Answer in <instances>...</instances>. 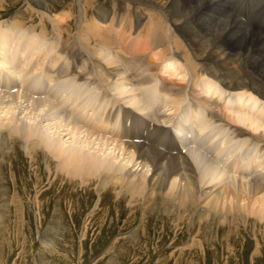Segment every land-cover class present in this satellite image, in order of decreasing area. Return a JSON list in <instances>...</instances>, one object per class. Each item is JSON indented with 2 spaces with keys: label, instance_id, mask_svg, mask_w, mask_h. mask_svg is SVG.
I'll return each mask as SVG.
<instances>
[{
  "label": "bare ground",
  "instance_id": "6f19581e",
  "mask_svg": "<svg viewBox=\"0 0 264 264\" xmlns=\"http://www.w3.org/2000/svg\"><path fill=\"white\" fill-rule=\"evenodd\" d=\"M6 1L0 0V11ZM76 1L69 10L57 13L54 31L45 17L59 10L51 0H27V8L8 21H1L4 13H0V25L5 28L0 30V85L12 89L14 81H21L17 92L0 89V164L21 149L33 164H45L50 179L55 174L56 181L70 177L94 186L100 198L103 191L105 195L116 192L117 201L125 199L133 213H141L142 226L151 214L174 218L176 228L183 226L186 216L191 226L203 222L212 228L230 219L237 226L239 219L249 223L252 215L264 225V109L255 114V106L248 105L251 97L264 100V35L249 29L235 11H228L225 0ZM255 2L259 8L264 0ZM141 7L149 8V17L142 22L144 34L137 37L138 48L129 50L121 44V33L97 32L113 27L116 17L124 28L131 29L134 22L140 26L146 17ZM113 12V22L104 23ZM37 18L42 27L34 25ZM29 22L33 24L27 27ZM39 28L43 33L38 40L33 34ZM51 34L48 40L59 48L57 53L51 55L49 48L38 52L36 48L46 44V35ZM34 49L39 54L33 66ZM60 52L68 57V65L57 66ZM160 53L166 70L174 60L180 61L192 79L206 75L251 97L247 102L238 100L237 112L230 114L220 100L201 97L187 85L162 77L161 91L172 97V109L177 110L186 97L192 107L188 99L185 113L178 117H169L163 108L147 112L157 92L149 85L162 63L158 65L152 57ZM141 65H147L152 77L145 69L140 72ZM211 87L205 85V92L210 93ZM88 88L113 98H101L97 104L89 95L80 101ZM218 96L224 98L222 93ZM119 101L123 104L118 113L98 112L101 104L110 107ZM119 113L123 114L121 130ZM236 123L263 131L257 135ZM171 124L173 132L168 129ZM208 197L221 212L203 206ZM197 240L194 236L191 245L179 249L181 260L201 246Z\"/></svg>",
  "mask_w": 264,
  "mask_h": 264
},
{
  "label": "rangeland",
  "instance_id": "374dc122",
  "mask_svg": "<svg viewBox=\"0 0 264 264\" xmlns=\"http://www.w3.org/2000/svg\"><path fill=\"white\" fill-rule=\"evenodd\" d=\"M104 1L108 0H98L97 3ZM51 2L59 7L58 12H52L50 17L45 16L49 22V29L52 31L53 22L57 23L55 18L58 14L69 10L70 4L77 3V1L51 0ZM227 2L229 5L233 4L232 6L234 7L233 11L229 9L228 11H235L236 17H239L238 19L243 24L248 25L249 29L256 30L264 35L263 17L261 15L258 19L255 17L262 5L264 9V3H261V6L257 8L259 4L255 0H248L247 4L250 5L252 3L254 8H245L244 3L246 0H227ZM27 6V0H7L3 11H0V13H4L3 16L0 15L3 17L1 21H8L18 11L25 10ZM240 6H243L242 9ZM34 9L37 10L36 7ZM142 10L146 17L141 20L140 26H136L134 22L131 29L124 28L122 27L124 23L120 25V20L117 17L115 18L116 21L113 22L111 19L114 17L115 9L108 20L104 22H113V27L97 32L100 34L121 33L123 36L118 39L121 44L127 46L129 50L130 48H138L140 45H136L137 37L141 38L139 35L144 34L145 25L143 23L147 22L149 17V8H142ZM241 10L246 12L250 19H254L253 29L251 25L247 24L238 15ZM259 13L263 14L264 12L260 11ZM28 14L26 13L25 16L30 20ZM36 15L38 17L39 13L37 12ZM233 17L237 19L235 16ZM99 23L102 25L101 22ZM32 24V22H29L26 26L30 27ZM36 24H40L38 18L34 25ZM39 26L42 27L41 25ZM1 29L2 31L5 29L3 25H0ZM40 29L33 34L36 35L34 36L35 39L38 37V40L41 39L43 31ZM108 30L110 31L108 32ZM46 36L48 37L46 40H48L51 39L52 34ZM48 42L46 41V44L36 48L38 52L49 48L52 50L51 55L57 53L59 48H53V42H50V40ZM36 49L33 50V66L36 64L35 61L38 60L39 53ZM142 53L140 52L139 54L145 55ZM48 57H50V53ZM152 59L159 65L163 61V54L160 53L158 56L152 57ZM48 60L49 58H47L46 63ZM68 62V57H66L64 52L58 53L57 66L65 63L68 65ZM164 63H161L160 69L157 71L156 81L152 79L150 82L149 87H153V90L157 92L154 100L150 101L147 112L154 110L153 102H155V105L157 103L161 106L157 109L162 110L163 108L164 111H167L169 117L183 115L187 109L184 104L190 103V107H192L191 100L186 97L179 105V108L173 110L170 100L172 97L161 91L162 77L173 80L177 84L187 85L188 90L191 89L197 92L201 97L220 100V104L228 105L230 111L227 109L229 111L227 112L230 114L237 112V106L241 104L238 103V100L247 102L249 97H251L250 93L245 91L224 88L206 75L192 79L180 61L174 60L172 62L171 68L174 67L175 71L172 69L173 74L170 75L168 70H171V68L166 70V64ZM46 66L48 65L45 64L44 67ZM146 66L141 65L140 72ZM131 68L137 69L136 66ZM146 71L145 69L144 72L152 77V72ZM71 77H68L67 80L70 78L71 81ZM205 85L212 86L210 93L205 92ZM78 88L74 87L73 90L81 92L82 90ZM129 88H126L125 91L123 88L122 91L127 92ZM231 90H234L233 96L230 94L231 96L227 97L226 94L228 95ZM215 91H218L216 92L217 94L214 93ZM84 92L86 91L84 90ZM114 92L111 91L113 95H119L117 91ZM218 93L224 95L222 100L219 99ZM89 95H93L96 98V103H100L101 98H113L111 95L104 96L93 89H89L80 101H84L85 97ZM73 96L77 97L74 94ZM157 96H160L159 99ZM119 97H121V94ZM97 99L99 100L97 101ZM188 99L190 102L186 103ZM250 99H252V103L248 105L252 104L255 106L253 113L257 114V111L264 109L263 99L258 96ZM121 104L123 102L119 101L117 104L111 105L110 108L101 104L98 112H104L105 114L109 112L108 110L113 112L114 108L120 107ZM231 107H233L232 110ZM234 108L235 110H233ZM181 109L183 111H180ZM236 124L248 130L251 129L247 124ZM252 130L255 131L251 129V132ZM262 131L260 129L254 133L258 135ZM99 146L96 145L98 149H102ZM105 150L106 146L104 147ZM37 165H40L39 168H37ZM45 169V164L40 161L33 164L30 157L21 149H17L6 160L4 158V161L0 164V264H176L175 260H181L179 258V249H182L185 245H191L194 236L198 239V243H201V246L194 250L192 249L189 254H185L184 256L186 257L178 264H264V225L261 224L263 221H260L261 219L258 220L256 215L250 216L249 223L239 219V224L236 226V222L234 223L230 219L228 222H218L212 228L203 222H199L196 226L194 224L191 226L189 225L190 219L186 216L182 219L183 226L176 228L174 218L169 217L168 220L151 214L148 218H145L147 224L142 226L141 213L137 210V212L134 211L135 213H133L131 206L125 199H122L121 202L117 201L116 192L108 190L112 191V193L105 195V191H103L104 198H100V194H98L99 192L94 186H85L80 181H72L70 177L59 178L56 181L57 176L55 174L50 179L49 171ZM73 183L75 184L73 185ZM209 200L210 197L203 200V206L207 204L208 207H212L210 209L221 212L217 207H213L209 203L211 200ZM176 209L179 212H184L180 208ZM142 227H147V229L142 230ZM190 229H193V234L190 233ZM143 232H145V236Z\"/></svg>",
  "mask_w": 264,
  "mask_h": 264
}]
</instances>
